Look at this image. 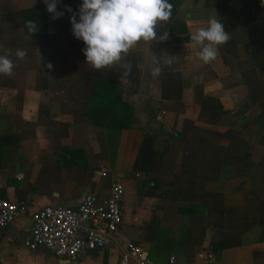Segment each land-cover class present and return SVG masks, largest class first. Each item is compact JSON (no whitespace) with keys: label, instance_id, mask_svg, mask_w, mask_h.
Masks as SVG:
<instances>
[{"label":"crops","instance_id":"1","mask_svg":"<svg viewBox=\"0 0 264 264\" xmlns=\"http://www.w3.org/2000/svg\"><path fill=\"white\" fill-rule=\"evenodd\" d=\"M27 1L44 3L19 5ZM174 2L157 28L168 39L133 49L127 75L119 65L94 70L82 40L61 63L51 55L38 62L33 53L14 63L11 76L0 75V198L31 213L75 208L88 193L106 199L114 180L125 189L115 248L71 262L30 252L25 215L0 232V264H119L128 243L153 264H264V115L256 86L264 81V3ZM212 16L231 39L205 64L191 34ZM168 55L173 63L153 78V62ZM244 149L251 167L263 163L252 177L231 158ZM156 182L154 193L165 197L147 196Z\"/></svg>","mask_w":264,"mask_h":264},{"label":"clouds","instance_id":"2","mask_svg":"<svg viewBox=\"0 0 264 264\" xmlns=\"http://www.w3.org/2000/svg\"><path fill=\"white\" fill-rule=\"evenodd\" d=\"M44 3L53 20L64 14L57 10L58 0H44ZM172 9L173 5L169 0H82L79 20L74 13L70 23L73 35L85 45L83 53L88 65L96 71L119 65L127 75L132 69L125 61L133 49L141 43L151 45L153 41L168 39V32L158 37L157 28L170 20ZM66 10L72 11L70 8ZM26 27L31 35L38 30L37 24L31 20L26 21ZM230 39L224 24L215 16L209 19L207 27L191 34V41L200 47L197 58L205 64L212 62L217 56L218 48ZM10 55L11 52L0 55V75L13 74L16 65ZM15 56L24 60L27 51L18 48ZM173 60L174 56L168 55L154 61L152 77H159L165 66H170ZM47 67L51 69L53 66L49 63Z\"/></svg>","mask_w":264,"mask_h":264},{"label":"built area","instance_id":"3","mask_svg":"<svg viewBox=\"0 0 264 264\" xmlns=\"http://www.w3.org/2000/svg\"><path fill=\"white\" fill-rule=\"evenodd\" d=\"M124 197L123 185L114 180L106 199H99L95 194L88 193L75 208L48 205L29 213L23 202L0 198V232L28 215L30 231L24 238V245L28 250L34 252L44 249L56 258L71 262L84 252L116 247L118 242L115 235L122 223ZM206 257L210 261L214 259L212 254H207ZM119 264L153 262L138 245L128 243L122 248ZM169 264H174V261L170 260Z\"/></svg>","mask_w":264,"mask_h":264},{"label":"trees","instance_id":"4","mask_svg":"<svg viewBox=\"0 0 264 264\" xmlns=\"http://www.w3.org/2000/svg\"><path fill=\"white\" fill-rule=\"evenodd\" d=\"M20 0H0V27L3 28L4 23H11L14 29L22 28L23 31L27 35H31L28 28L26 27V21H33L37 24L38 30L32 34V37H36L38 34L41 35L43 33H56L59 30L63 29H71L72 25L70 23L71 16L75 13L77 16V20H79V12L78 8L73 6L72 4L76 0H62L60 3H57V10L63 12L64 14L56 20L51 18V14L47 11V6L44 3H40L38 1H34L30 3L27 1L24 5H19ZM175 0H170L169 2L173 5V10L177 7V2ZM263 6V3L261 4ZM71 9L72 11H67L66 9ZM15 21V22H14ZM14 24V25H13ZM22 26V27H21ZM257 87L260 86V109H262V114L264 115V81H260ZM197 90V89H195ZM202 103V102H201ZM217 110H221V105L217 102L216 105ZM264 122V121H263ZM152 136L146 137L144 139V143H147L151 139ZM250 157V150H243L238 152L237 154L231 155V158L237 162H242L244 165V170L248 171L249 175L252 177L253 174L257 173L260 169V162L257 163L256 166L251 167L247 164V161ZM159 183L153 184L150 192L147 196H155V197H165L163 194H156L154 193L155 190L158 189Z\"/></svg>","mask_w":264,"mask_h":264},{"label":"rangeland","instance_id":"5","mask_svg":"<svg viewBox=\"0 0 264 264\" xmlns=\"http://www.w3.org/2000/svg\"><path fill=\"white\" fill-rule=\"evenodd\" d=\"M4 26L3 28L0 27V50H9L11 52L10 58L14 63L17 60L24 61L27 59L25 62L33 60L36 57L33 56V53L39 54V60L35 59L38 62H47V56L51 55V57L57 59L58 63H61L63 62L64 54L66 55L70 50H78L77 44L81 43L73 35L72 28L59 30L56 33L38 34L36 37H32L31 35H27L20 27L14 29V26L11 27V23H4ZM18 48L27 51V57L24 60H19L15 56V51ZM67 56V62H70V56L68 54ZM152 186L149 185V188H152Z\"/></svg>","mask_w":264,"mask_h":264}]
</instances>
